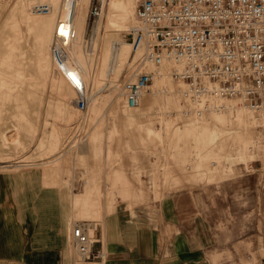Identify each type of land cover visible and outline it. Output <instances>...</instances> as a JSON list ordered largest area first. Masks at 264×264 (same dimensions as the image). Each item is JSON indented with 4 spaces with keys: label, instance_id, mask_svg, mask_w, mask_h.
I'll return each instance as SVG.
<instances>
[{
    "label": "rangeland",
    "instance_id": "rangeland-1",
    "mask_svg": "<svg viewBox=\"0 0 264 264\" xmlns=\"http://www.w3.org/2000/svg\"><path fill=\"white\" fill-rule=\"evenodd\" d=\"M90 1L67 24V0H0V171L68 172L69 203L84 205L86 224L75 225L91 235L90 224L118 205H149L189 188L202 192V203L209 196L207 205H245L239 230L228 233L263 236L264 106L253 111L221 96V113L188 114L183 93L193 87L169 71L145 91L155 93L149 115L144 97L128 109L124 84L136 68H126L140 57L128 38L136 0H93L91 13ZM166 84L179 89L180 103L169 102Z\"/></svg>",
    "mask_w": 264,
    "mask_h": 264
},
{
    "label": "crops",
    "instance_id": "crops-1",
    "mask_svg": "<svg viewBox=\"0 0 264 264\" xmlns=\"http://www.w3.org/2000/svg\"><path fill=\"white\" fill-rule=\"evenodd\" d=\"M68 177L63 170L0 171V264H240L241 257L264 264V235L228 233L239 230L245 205H207L209 196L202 203V192L189 188L149 205L116 206L90 224L92 252L101 256L78 262L71 231L86 221L84 205L69 203Z\"/></svg>",
    "mask_w": 264,
    "mask_h": 264
},
{
    "label": "built area",
    "instance_id": "built-area-1",
    "mask_svg": "<svg viewBox=\"0 0 264 264\" xmlns=\"http://www.w3.org/2000/svg\"><path fill=\"white\" fill-rule=\"evenodd\" d=\"M136 12L138 23L128 38L135 48L145 44L147 60L185 58L177 77L191 87L211 83L220 95L263 108L264 0H136ZM153 76L142 68L125 82L130 107L139 105ZM79 104L85 108L84 100ZM71 237L82 260L101 256L92 252L96 240L83 225L76 224Z\"/></svg>",
    "mask_w": 264,
    "mask_h": 264
},
{
    "label": "bare ground",
    "instance_id": "bare-ground-1",
    "mask_svg": "<svg viewBox=\"0 0 264 264\" xmlns=\"http://www.w3.org/2000/svg\"><path fill=\"white\" fill-rule=\"evenodd\" d=\"M80 1H82V0H67V10H66L67 24L69 22V18L71 16H73V12H74L75 8L77 7V5L80 4ZM92 5H93V0L90 1V11H89L90 13H91ZM93 9H96L95 6H93ZM133 48H135V47L133 46ZM146 50H147V48H146L144 43H141L137 48H135L134 53H139L140 57H139L138 61H134V58H133L131 60V62H129L127 64L126 71H129L134 67L136 68V71L132 75L133 77L129 78L128 80L134 79L137 76V74L142 70V68H147V69L153 71L154 76H153L152 84L154 83L155 79L159 75H161V77H162L161 81H163L164 77L166 76L165 74L170 71L171 76L174 79L184 69V66L186 64L185 58L165 57L162 59L161 62L154 63V62H151V61L146 59V57H145L147 54ZM54 55H55V60L61 61V57L59 55L57 45H56V48H54ZM179 82H183L182 79L179 80ZM183 83H185V82H183ZM188 88H189V90L185 91L183 93V96L185 98V102H186V104H188V110H186V113H188V114L192 113L194 115L202 116L201 114H202V111H204V107H206V109L209 110L210 113H215V114L221 113L223 110L227 109L228 104L223 103L224 99L221 97L223 95H220L218 93V91L214 88V85H212L211 83H207L204 87H202L200 89H193L190 87H188ZM163 90H164V93L166 94L167 98L169 99L170 103H173L174 101H177L180 103V98H179L180 91H179V89L175 88L173 85L166 84L165 87H163ZM154 95H155V93H148V92H145L142 94V98L144 97L142 109H143V112L148 114V115L151 113V107H152L153 103L156 101L154 99ZM124 98H125V105L128 109L139 108L141 101H142V98H141V101H140L138 106L130 107L127 103V97H126L125 93H124ZM226 98H230V97H226ZM207 100L211 101V106H208V107L205 106V103ZM226 101H228V100H226ZM231 102L232 101H229V103H231ZM233 106H234L233 102L231 104H229V107L231 109L233 108ZM246 106L248 108L252 109L253 111L261 109V108H253V107L251 108L248 105H246ZM90 235H91V233H90Z\"/></svg>",
    "mask_w": 264,
    "mask_h": 264
}]
</instances>
